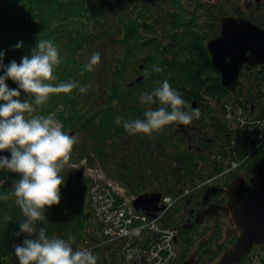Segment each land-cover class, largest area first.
<instances>
[{
	"label": "trees",
	"instance_id": "1",
	"mask_svg": "<svg viewBox=\"0 0 264 264\" xmlns=\"http://www.w3.org/2000/svg\"><path fill=\"white\" fill-rule=\"evenodd\" d=\"M212 10L207 8L209 17L205 23L209 27V20L213 22L215 17ZM250 10L253 14L250 19L264 27V0L259 4H251ZM234 12L245 17L240 10ZM195 13V10L188 9L181 0H0V53L4 54L5 65L13 60L19 64L24 56H31L30 50L36 48L39 38L52 40L60 56V64L55 68L54 74L62 77L67 75V82L76 81L80 85L88 86L86 93H81L77 88L68 94H52L47 103L40 106V114L47 117L48 114H53L56 104L62 102V109L56 113L63 124L62 131L69 128L66 134L71 135L72 131L79 133L80 138L84 139L83 142L76 140L70 158L88 156V164L98 160L106 172L110 171L107 167L112 169L111 175L114 174L134 193H137L136 189L149 190L146 187L151 184L146 186V179L156 178L149 173H162L171 166L173 168L164 174L165 180H161L163 184L159 187L164 192L174 193L189 183L194 184L195 180L206 174V162H199L206 160L201 154L202 149L198 151L195 147L197 155L195 153L194 157L185 154L181 149L180 154L176 153L175 148L169 145L176 141L181 147L182 140L179 137L181 134L176 133V126L172 123L153 132L156 136L152 133L144 138L139 134L135 139L131 134L129 148L124 150L128 143L123 140L128 138V133L123 123H116L117 117L121 121L143 118L145 106L140 103V95L151 92L164 80L181 94L186 102L185 111L191 112L197 108L200 110V117L193 118L190 124L197 126L200 133L213 136L208 144L210 155H217L212 147H219V142L229 143L233 140V158L241 159L248 154L242 166L244 174L249 176L264 153V140H258L257 137L252 138L248 147H241L245 132L230 129L227 127L230 123H226L223 118V113L232 111L234 107H239V114L242 115L247 110L246 103L258 108L257 114L264 116V65L258 66L245 86L238 76L236 89L228 90L221 84V76L211 63V55L206 47L208 29L205 33L200 32L199 28L204 23L198 21ZM157 23L162 26L159 37L152 34L156 31ZM218 32L219 28L212 37ZM103 37L113 41L112 44L105 42L104 46L108 48L102 53L112 67L107 73H111L113 79L99 91V87L94 84L98 80V71L95 69L97 74L94 71H84L83 75L81 73L89 60L84 55V46ZM62 38L66 40L63 41ZM18 43L22 44L19 48ZM134 64H137L136 71L144 72L142 82H135L136 78L132 80L128 76ZM157 68L160 70L156 71ZM3 75L4 72L0 71V76ZM5 83L7 84V80ZM99 92L102 93L103 103L98 102L101 104L98 106L95 105L97 103L91 104V99ZM192 100L196 101V105L190 108ZM158 106L153 105L154 108ZM102 112L107 113L104 118L110 124L107 132L112 130L113 133L111 138L108 137L110 141L104 137L103 151L97 148V140L92 138L95 129H87L91 120H95ZM208 129L212 132L206 133ZM229 132L231 135L225 139ZM98 136L100 132L95 138ZM201 143L205 145L207 142L202 139ZM168 148L170 152H167ZM183 149L188 150L187 147ZM143 155L153 156L150 168L147 167L148 159L143 158ZM67 171L62 169L60 172L64 178V184L60 187V203L46 210L47 220L37 222V232L39 228H44L49 238H74L73 250L90 249L97 257V264H131L134 259H129L124 249L116 250L110 245L105 248L104 243L94 240L98 236L94 230V221L100 219L95 195L88 187L89 180L82 177L75 180L74 176L71 177V172L67 174ZM132 176L145 184L135 188L134 182H131ZM2 178L0 196L4 193L11 194L13 183L19 176L0 170V180ZM121 200L117 196L115 204H119ZM182 210L179 203L167 212L165 222V225L180 229L176 236L180 251L178 261L184 260L191 251L197 249L193 264H211L226 247L231 235L217 243L222 236L219 222L213 225L195 223L187 226L184 225L185 215ZM23 220L15 197L10 195L8 200L0 199V264H19L13 245H22L25 239L32 238L26 233H20L19 223ZM233 238L234 236L232 240ZM196 242L199 243L198 246ZM89 244L93 248L88 247ZM238 264H264V249L262 253L252 250Z\"/></svg>",
	"mask_w": 264,
	"mask_h": 264
},
{
	"label": "clouds",
	"instance_id": "2",
	"mask_svg": "<svg viewBox=\"0 0 264 264\" xmlns=\"http://www.w3.org/2000/svg\"><path fill=\"white\" fill-rule=\"evenodd\" d=\"M21 46L17 44V48ZM3 56L0 53V71L4 72L0 76V101L5 102L0 105V152H10V158L0 156V170L17 174L19 179L13 183L11 194L4 193L0 199L15 197L24 217L19 223L20 233L32 237L22 245H13L15 256L19 264H97L90 249L73 250L74 238H49L44 228L38 232L36 228L38 221L47 220L46 210L60 203V187L64 184L60 172L70 159L76 138L62 131L53 118L33 116L36 109L30 98L41 106L52 94H68L77 88L86 93L88 86L76 81L53 83L57 80L54 70L60 64V56L52 40L39 38L31 56H24L19 64L13 60L5 65ZM99 62L100 53H93L81 74L94 71ZM8 79L18 83L19 88L9 89L5 83ZM21 90L29 97L23 102L19 99ZM139 99L145 106L143 118L124 121L116 118V123H123L129 134L150 135L172 123L188 125L201 115L198 108L191 112L184 110L185 100L167 80L151 92L142 93ZM156 104L159 106L154 108Z\"/></svg>",
	"mask_w": 264,
	"mask_h": 264
},
{
	"label": "water",
	"instance_id": "3",
	"mask_svg": "<svg viewBox=\"0 0 264 264\" xmlns=\"http://www.w3.org/2000/svg\"><path fill=\"white\" fill-rule=\"evenodd\" d=\"M220 21L219 34L209 39L206 47L213 68L221 76V84L233 91L244 64H264V28L241 16L223 15ZM143 78L140 74L135 82H142ZM195 105L196 101L193 100L191 106ZM81 174L82 168L76 172V179ZM219 191L227 194L225 203H209L196 213L195 221L202 223L206 218H216L220 212L230 216L239 234L236 241L213 264H237L252 251L254 245L264 243V154L248 179L238 176L224 187H207L203 191L202 201L206 202L210 195ZM159 199V192L140 193L133 200V205L150 213L160 208L157 205ZM195 255L196 251L181 264H192Z\"/></svg>",
	"mask_w": 264,
	"mask_h": 264
},
{
	"label": "rangeland",
	"instance_id": "4",
	"mask_svg": "<svg viewBox=\"0 0 264 264\" xmlns=\"http://www.w3.org/2000/svg\"><path fill=\"white\" fill-rule=\"evenodd\" d=\"M253 1L254 0H218V1H216V0H181V3H185V6L188 9L195 10V12H196L195 14L197 15L198 21L200 23H204L202 25V28H199V30H200L201 33L202 32L205 33V31L208 29V31L206 33V37L209 36V38L207 39V40H209V39H211V38L214 37V36L212 37V35L217 31V28H220V23H221L220 18H221V16H223V15H238L236 12H234V8L235 7H237L236 10H240L245 15L246 18H251V16L253 14H252V11L250 10V4ZM260 1H262V0H259L258 2H260ZM245 4H247L246 7H244ZM166 6L168 7V5H166ZM105 7H106V5H105ZM207 8H210V10L213 9L212 12L215 13V17L212 20L213 22H210L211 20H209V25L211 27H213V29H211V27L207 26V24L205 23L206 20L209 17V15L207 14V12H208L207 11ZM155 26H156V31L154 33H152V34H154V35H156V36L159 37L160 36V33H162V26L159 23H157ZM144 36H146L145 33H144ZM107 38L108 37H103L100 40L97 39V40L94 41V43H92L90 45H85L84 48H83L84 55L88 59L90 58V56L93 53H95V52H99L100 53V62H99L98 65L95 66V69L98 71V74L95 72V69H94V72L98 75V77H97L98 80L96 79L97 81L95 80L94 81V84H95L96 87H99V88H97V90H99V91H101L106 86V84L110 83V80L113 79L111 73H107V72H110L111 71V68L112 67L108 64V62L102 56V53L105 52L107 50V48H108V47L104 46L105 42L107 44H112L113 43L112 40L108 41ZM62 39H64V38H62ZM65 40L66 39H64L63 41H65ZM58 46L60 47V45H58ZM245 65H246V67H243L239 71V74H238V76L241 79V83L243 84V86H245V84H247V81L248 80L250 81L252 79V75H254L255 71H257V69H258V66L257 65H247V64H245ZM112 66H113V64H112ZM134 67H131V69L128 72V76L132 80H134L135 78H137L140 74L141 75H144L143 74L144 72H141V71L138 72V71H136L137 64H134ZM143 71H145V70L143 69ZM240 72L242 73L241 75H240ZM56 77H58L60 81L59 80H56L54 82L55 84H58L60 82H67V75H65L64 77H62V76H56ZM6 85H7L8 88L11 87L10 89H18L19 88L18 83L14 82L11 79H8L7 80V84ZM101 96H102V93H100V92L97 93V96L95 98L91 99L90 103L91 104L97 103V104H95L96 106L101 105L100 103L101 102L103 103V101H102L103 98ZM14 99H16V98H14ZM19 99L23 102L24 100L29 99V97H28V95L26 93H24L21 90V96L19 97ZM30 102L33 104V107L36 109L35 112L32 113V115L33 116H43L42 114H40V111H41L40 106H36L34 104L33 98H30ZM98 102H100V103H98ZM3 103H5V102L4 101H0V105H2ZM262 107L264 108L263 105H262ZM60 109H62V102L57 103L56 106H55V108H54V110L52 111L53 114H48L47 117L53 118L61 126V129H62L63 124L61 123L60 119L56 115V113H59L60 112ZM144 111L145 110H143V112ZM237 111H239V109H237L236 107H234V112H235L234 117L237 116L236 115L237 114ZM105 114H107V113H105V112L99 113V116L95 120H93V121L91 120L90 124L87 127V129H89V128L95 129V132L93 133V137L92 138H93L94 141L97 140L95 145L97 146L98 149H101L102 151H103V149H102V141L104 140V137H106L110 141V139L108 137L111 138V136L113 134L112 133V130L109 131V132H107L108 129H109V127H110V124L108 123V119H105L104 118V115ZM25 115H26V117L28 116L27 113ZM174 125L176 126V123H174ZM231 126H232L233 129H236L238 127V124L234 120V122L231 123ZM186 127L187 126L184 125L181 128H183V130H185ZM68 130H70V129L69 128L68 129L66 128L64 132L66 133V132H68ZM206 131H207L206 133H211L212 132L209 129L206 130ZM70 132H71V135L72 136H75L76 140H78L79 142H83L84 139H81L80 138L81 136H80L79 133H73L72 131H70ZM99 132H100V136H98L97 139H96L95 137L97 136V134ZM106 132H107V134L105 135ZM102 134H104L105 136L102 135ZM139 134L143 135L144 138H148L147 137L148 134L137 133V134H133V136L135 137V139H136V137H139ZM202 134H204L205 136H207L205 133H202ZM127 135H128V138L123 140V142H126L127 141V143H128V145L124 148V150H126V149L129 148V144L132 141V140L129 139L130 136H131V134L128 133ZM152 135L156 136L157 134L153 133ZM179 137L182 140L183 148H184V146H187V143L186 142L191 143V144H194L192 138H190V134H188V136H185L183 134V135H181ZM87 139L88 140L90 139V141L92 140L90 137H87ZM115 139H116V142H118V138L116 137ZM195 139H196V137H195ZM159 143H161V142H159ZM218 144H221V147L220 148H223L222 147V145L224 144L223 142H219ZM169 146H173L175 148V152L178 153V154H180V152L183 151L185 154H190L192 157H194V154L197 152V150H193V149L185 150V149L181 148L180 145L176 141L174 143L172 141ZM194 146L197 147L196 144H194ZM229 146L230 145H228V143H226V147L225 148H226L227 152L231 156L232 153H231L230 150H228ZM167 147L168 146H166V148ZM212 148L214 150H216V151L219 149V148H217V146L216 147H212ZM180 149H181V151H180ZM167 152H170V148H168ZM217 153H219V151ZM201 154L203 156H205L206 160L202 159L199 162L200 163H205L206 162V165H207L208 164V160L207 159H212V156L210 155V146H208V144H205L203 146L202 151H201ZM170 155L173 156L172 153ZM196 155H197V153L195 154V156ZM0 156H7V157L10 158V152H8V151L0 152ZM88 158H89L88 156L87 157H84L82 159H81L80 156H76L74 158H70L68 160V162L65 164V166L63 167V170L64 171H67L68 170L67 171V174H68V172H71L70 173L71 174V177L73 176L74 173H76V171L80 170L81 167H84V173H86L87 175H93L94 173L95 174L96 173H99V171L101 170L100 169L101 163L98 160L95 161L92 166H96V168H92L91 169L90 166H89L91 164L89 163V165H88V163H86V161H89ZM143 158L148 159L149 164L147 165V167L150 168V166L153 164V162H152L153 161V156L152 155H143ZM246 158H247V156H243L239 160L246 159ZM107 168L112 172V169H110L109 167H107ZM111 168H113V170L115 169L113 166H111ZM172 168L173 167L169 166L162 173L161 172H159V173H154V172L153 173H149V175H151V174L152 175H155L157 179L156 178H153V177H150V178H147L146 179L147 180L146 186H149L151 184L150 187H146L147 189H149L148 191L160 190V191L163 192L164 190L159 187L160 184H163L161 182V180H163L165 178L164 177L165 176L164 174H167L166 172H169ZM228 168H229V166H226V169H228ZM74 170H75V172H74ZM236 173H238L239 176H245L244 171H242V169H239L238 167L236 169ZM239 173H241V174H239ZM137 175L139 176L140 174L137 173ZM113 176H114V174H113ZM3 179L4 178H2L0 180V182H2ZM131 182H134L133 186L135 188L136 187H140V185L143 186V184H145L144 182H140L139 179L136 176H132L131 177ZM71 185H72V182H71L70 186ZM67 186H68V184H67V182H65V187H67ZM141 191H142L141 189H136L135 192H137L139 194V193H141ZM142 192L145 193L144 191H142ZM137 193H134L133 191H129L128 188L126 189V187L125 188L122 187V192L120 193V195L121 196H124V198H125L124 201L125 202H128L127 200L133 198L134 197L133 195H137ZM182 203L184 204V202H182ZM182 203H180V204H182ZM181 206L183 208L182 211H184V206L183 205H181ZM164 216L165 215L161 216V219H164ZM212 218L214 220V217H211V219ZM215 221H216V219H215ZM218 222H220V226L222 227V231H221L222 232V236H221V238H218L219 240L216 241V242L218 243L219 241L224 240V237H226V235H227V230L229 229L228 236L231 235V237H230V240L227 243L228 244H231L233 241L236 240V237L238 235V232L234 229L233 225L228 220V217L227 216L223 215V217H220L218 219ZM210 224H211L210 222L205 223V225H210ZM211 225H213V223ZM232 236H234L233 240H232ZM198 242H196L197 243V246L199 245ZM214 246H215V244H214ZM263 249H264V244L263 245L262 244L255 245V247H253V251L254 252L255 251H259L260 253H262ZM215 261H217V260H215Z\"/></svg>",
	"mask_w": 264,
	"mask_h": 264
},
{
	"label": "built area",
	"instance_id": "5",
	"mask_svg": "<svg viewBox=\"0 0 264 264\" xmlns=\"http://www.w3.org/2000/svg\"><path fill=\"white\" fill-rule=\"evenodd\" d=\"M219 176H211L205 184L213 183ZM92 177L96 181L90 189L95 195L100 218L94 221V230L98 235L94 240L104 243L105 248L110 245L116 250L124 249L127 257L134 259L131 264H172L177 254L173 242L176 229L161 225L160 218L182 195H163L159 204L164 205V208L155 217H150L134 209L131 199L125 202L124 196L120 195L122 187L101 170ZM116 195L122 198L117 205ZM88 247L93 248L90 244Z\"/></svg>",
	"mask_w": 264,
	"mask_h": 264
},
{
	"label": "flooded vegetation",
	"instance_id": "6",
	"mask_svg": "<svg viewBox=\"0 0 264 264\" xmlns=\"http://www.w3.org/2000/svg\"><path fill=\"white\" fill-rule=\"evenodd\" d=\"M216 1H218V0H216ZM243 67H246V65H243ZM176 133L179 134V135L183 133L185 136H188V134H190V138H192L193 143L196 144V145L199 144V149L203 148V143H201L202 139H205V141L207 143H209V142H211L213 140V136H209V135L205 136L204 134H202V133H200L198 131V127L197 126H193L191 124H189L186 127L185 130L176 128ZM195 137H196V139H195ZM226 199H227V195L226 194H224V193H216L214 195L209 196L208 199L206 200V202H203L202 201V195H200V193H198L197 191H193L192 194H191V197L184 203V212H183L184 215H185V218H184L185 219V223H184V225L186 224L187 226L188 225L192 226V224H195V220L194 219L196 217V213H198L200 210H202L210 202H214V203H217L218 205H221V204H223L226 201ZM194 204H196V205H194ZM223 215L227 216L228 220L231 222L230 216L228 214L220 212L218 214V216L216 218H214V220H213V218L212 219L211 218H207L203 223H198V224L203 225V224H205L207 222H210L211 224L212 223L213 224L218 223V219L220 217H223ZM215 219H216V221H215ZM231 224H232V222H231ZM234 229H235V227H234ZM228 232H229V229L227 230V235L225 237L227 239H228ZM231 244L226 243V247L223 250H225L226 248L231 246ZM254 247H255V245H254ZM223 250L221 252H223ZM220 255H221V253H220ZM220 255L215 260H218Z\"/></svg>",
	"mask_w": 264,
	"mask_h": 264
},
{
	"label": "bare ground",
	"instance_id": "7",
	"mask_svg": "<svg viewBox=\"0 0 264 264\" xmlns=\"http://www.w3.org/2000/svg\"><path fill=\"white\" fill-rule=\"evenodd\" d=\"M258 1H259V0H254L253 2H251V4L254 5V4H259V3L261 2V1H260V2H258ZM262 1H263V0H262ZM251 4H250V6H251ZM246 5H247V4H245L244 7H246ZM236 8H237V7L234 8V11L236 10ZM238 16L244 17V16H242V15H238ZM244 18H246V17H244ZM246 19L251 20L250 18H246ZM251 21H252V20H251ZM252 22H253V21H252ZM254 23H255V22H254ZM30 51L32 52L33 49L30 50ZM230 135H231V133L229 132V134L226 136L225 139H227V137H229Z\"/></svg>",
	"mask_w": 264,
	"mask_h": 264
}]
</instances>
